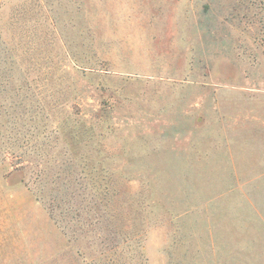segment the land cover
Listing matches in <instances>:
<instances>
[{
    "label": "rangeland",
    "instance_id": "obj_1",
    "mask_svg": "<svg viewBox=\"0 0 264 264\" xmlns=\"http://www.w3.org/2000/svg\"><path fill=\"white\" fill-rule=\"evenodd\" d=\"M0 264H264V0H0Z\"/></svg>",
    "mask_w": 264,
    "mask_h": 264
},
{
    "label": "trees",
    "instance_id": "obj_2",
    "mask_svg": "<svg viewBox=\"0 0 264 264\" xmlns=\"http://www.w3.org/2000/svg\"><path fill=\"white\" fill-rule=\"evenodd\" d=\"M51 207H53V205H51Z\"/></svg>",
    "mask_w": 264,
    "mask_h": 264
}]
</instances>
